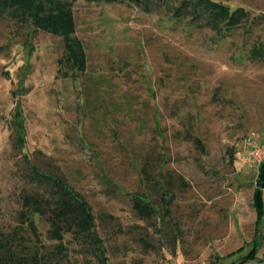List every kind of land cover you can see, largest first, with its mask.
I'll return each instance as SVG.
<instances>
[{
  "label": "rangeland",
  "instance_id": "obj_1",
  "mask_svg": "<svg viewBox=\"0 0 264 264\" xmlns=\"http://www.w3.org/2000/svg\"><path fill=\"white\" fill-rule=\"evenodd\" d=\"M195 1L30 0L69 14L70 53L28 0H0L4 264H264V0H215L246 11L235 24ZM47 175L88 202L106 261L55 235Z\"/></svg>",
  "mask_w": 264,
  "mask_h": 264
},
{
  "label": "trees",
  "instance_id": "obj_2",
  "mask_svg": "<svg viewBox=\"0 0 264 264\" xmlns=\"http://www.w3.org/2000/svg\"><path fill=\"white\" fill-rule=\"evenodd\" d=\"M29 1L30 0H28V2L25 3V5H28L27 11L33 17V21L36 23V25L39 28H43L50 32L63 33V35L66 36V38H64L65 46L70 51L71 47L69 45V41L67 40L68 38L67 30H69V28L71 29V22H69V20H65V18L69 19V16H65L69 14H65L61 11L59 13L45 14V15L44 13H35L33 9H29L31 8ZM192 5L196 8L197 7L202 8V10L204 11L208 10L212 14L214 11V13L217 14V17L224 19L227 21V23H231V24L232 23L235 24L239 22L242 19V17L246 15V11L241 7L231 10L229 9L230 7L228 5L215 0H196ZM175 11L179 13L178 9ZM71 52L72 51H70V53ZM256 54L264 56V49L260 51L256 50ZM76 60L77 59L75 58V61ZM20 131H23V129L20 128ZM20 141L23 142V136L22 137L20 136ZM33 170L35 171L34 168ZM36 175L42 177L37 172ZM44 180L48 181L50 187L53 188V193H54L53 196L55 197L56 207L54 210H51L49 212L50 213L49 220L51 226L54 227V230L56 232L55 235L58 236L59 229L64 228L66 226L68 227L73 226L75 230L83 234L92 244L95 245L94 247L95 250L99 251V253L103 255V260L106 261V257L104 256L105 251L102 246V241L97 231L95 230L94 217L91 213L90 206L88 202L85 200V198L81 197V195H79L71 186L66 184V182H63L57 178H53L52 176L47 175L46 179ZM262 196H264V160H262L257 165L255 187L253 190L252 205H254L256 209L258 221H262V219H260L261 216L259 214ZM24 203L25 206L30 210L28 211L30 215L39 212V209H37V207L35 206L34 209L32 210L30 208L34 203H36L34 198L29 196H24ZM256 232H258L257 227H255V232H253L255 234L253 237L254 245L252 246L250 252L244 257L246 260L252 258V252L256 249V246H258ZM1 249L2 248L0 244V251ZM0 264H4L1 255H0Z\"/></svg>",
  "mask_w": 264,
  "mask_h": 264
},
{
  "label": "built area",
  "instance_id": "obj_3",
  "mask_svg": "<svg viewBox=\"0 0 264 264\" xmlns=\"http://www.w3.org/2000/svg\"><path fill=\"white\" fill-rule=\"evenodd\" d=\"M248 156L256 161L258 164L264 160V146H260V144L252 143L250 144V148H248ZM257 164V165H258Z\"/></svg>",
  "mask_w": 264,
  "mask_h": 264
}]
</instances>
